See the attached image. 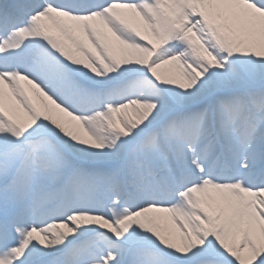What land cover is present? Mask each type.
Instances as JSON below:
<instances>
[{"label": "snow or ice", "instance_id": "obj_1", "mask_svg": "<svg viewBox=\"0 0 264 264\" xmlns=\"http://www.w3.org/2000/svg\"><path fill=\"white\" fill-rule=\"evenodd\" d=\"M0 264H264V0H0Z\"/></svg>", "mask_w": 264, "mask_h": 264}]
</instances>
